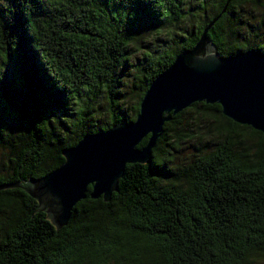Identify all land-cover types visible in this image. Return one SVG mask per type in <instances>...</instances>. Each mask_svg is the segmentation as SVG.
Listing matches in <instances>:
<instances>
[{
    "label": "trees",
    "instance_id": "trees-1",
    "mask_svg": "<svg viewBox=\"0 0 264 264\" xmlns=\"http://www.w3.org/2000/svg\"><path fill=\"white\" fill-rule=\"evenodd\" d=\"M185 1L2 0L0 185L38 180L85 134L133 122L151 82L215 17L208 40L219 56L264 52L263 42L245 41L241 14L247 2L264 8V0H194L187 16ZM186 17L193 31L176 51L138 60V100L128 116L118 74L139 27L150 25L157 37L153 23L175 26ZM102 94L109 116L91 128V105ZM84 96L89 104L79 105ZM55 109L64 119L50 123ZM13 117L26 130H10ZM187 145L195 152L177 165ZM88 193L57 230L25 190H0V264H264V134L234 123L219 104L173 115L148 162L126 165L109 202Z\"/></svg>",
    "mask_w": 264,
    "mask_h": 264
},
{
    "label": "water",
    "instance_id": "water-1",
    "mask_svg": "<svg viewBox=\"0 0 264 264\" xmlns=\"http://www.w3.org/2000/svg\"><path fill=\"white\" fill-rule=\"evenodd\" d=\"M219 16L205 26L192 48L177 54L151 82L133 122L85 134L62 152L64 162L56 170L35 181L0 185V190H25L59 230L88 191L91 199L109 202L126 165L146 164L163 125L194 103L219 104L225 117L264 134V52L248 49L219 56L208 40ZM146 138L145 146L138 148Z\"/></svg>",
    "mask_w": 264,
    "mask_h": 264
},
{
    "label": "rangeland",
    "instance_id": "rangeland-1",
    "mask_svg": "<svg viewBox=\"0 0 264 264\" xmlns=\"http://www.w3.org/2000/svg\"><path fill=\"white\" fill-rule=\"evenodd\" d=\"M194 0H186L183 9L185 10V16L189 10V6L193 4ZM2 0H0V4ZM244 21L243 36L245 41L248 43H264V8L260 7L259 4L247 2L241 12ZM149 27L140 26V33L136 34V39L129 45L128 48V65L119 70V85H118V99L122 106L124 113L131 115V107L137 103L138 100V86L140 84L141 72L138 60L142 57L145 52L160 54V52L167 50L174 52L176 51L181 43V40L188 32H192V23L187 17L175 26L161 25L159 23H153L152 27L159 28L162 30L161 35L157 37H150ZM153 29V28H152ZM168 31V33H167ZM244 42V41H243ZM10 69V65L7 66ZM90 99L84 96L79 105L89 104ZM75 108V106H74ZM92 118L88 120V125L98 127L99 125L105 124L109 113H108V99L102 94L92 105ZM60 116L61 120L64 119V112L62 110H53L49 113L48 119L50 123L53 120H57ZM7 125L10 130H26L25 126L18 122L16 117L7 118ZM54 130L58 131L56 126ZM199 146V144H197ZM195 152L193 146L187 145L177 155L175 160L177 165H182L187 162V159Z\"/></svg>",
    "mask_w": 264,
    "mask_h": 264
}]
</instances>
